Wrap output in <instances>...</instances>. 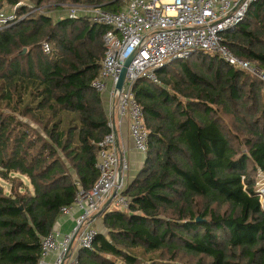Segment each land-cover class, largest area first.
Here are the masks:
<instances>
[{"label":"trees","instance_id":"obj_1","mask_svg":"<svg viewBox=\"0 0 264 264\" xmlns=\"http://www.w3.org/2000/svg\"><path fill=\"white\" fill-rule=\"evenodd\" d=\"M21 0H0V8ZM34 12L0 29V264H38L41 238L90 189L110 132L100 71L106 28L63 3L117 12L122 0H30ZM48 6L57 19L40 13ZM19 13H27L22 8ZM61 15V16H59ZM47 42L50 52L44 53ZM222 42L264 69V0ZM167 68V73L160 71ZM133 86L148 130L127 212H103L82 264H264V84L217 55L195 52ZM262 197L264 194L259 191Z\"/></svg>","mask_w":264,"mask_h":264},{"label":"built area","instance_id":"obj_2","mask_svg":"<svg viewBox=\"0 0 264 264\" xmlns=\"http://www.w3.org/2000/svg\"><path fill=\"white\" fill-rule=\"evenodd\" d=\"M256 1L128 0L117 12L104 10L98 4L61 5L64 8L61 15L66 18L83 19L106 28L102 36L104 53L100 71L91 86L100 94L107 92L106 114L110 132L99 143L96 182L88 190L78 189L72 204L60 209V217L72 216L73 226L64 233L53 229L41 238L38 264H82L78 251L91 249L97 234L95 213L102 203L108 199L112 210L128 211L130 198L123 194L126 188L123 175L128 171L129 162L116 147L112 117L115 112L120 120L126 121L133 150L145 156L148 130L142 107L133 91L136 81L145 79L159 84L158 70L172 61L185 60L195 52H203L217 55L264 84V69L234 55L222 42L224 35L236 30ZM22 8L27 13H19ZM36 9L30 2L22 0L10 9L0 8V29L20 22ZM41 47L44 53L50 52L47 42ZM129 58L122 86L117 88L121 69ZM258 176L264 174L259 170Z\"/></svg>","mask_w":264,"mask_h":264},{"label":"crops","instance_id":"obj_3","mask_svg":"<svg viewBox=\"0 0 264 264\" xmlns=\"http://www.w3.org/2000/svg\"><path fill=\"white\" fill-rule=\"evenodd\" d=\"M101 96H102L103 104H104V107H105L106 113H107V107H108L107 92L102 93ZM112 118H113L114 123H115L116 147L120 153H124L127 156V159L129 162L128 171L123 175L124 186L127 187V185L131 182V180L136 175L138 170L141 168L145 156H143V155H141V154H139L133 150L132 142H131V139L129 138V135H128L126 121L120 120L117 117V115L115 114V112L113 113ZM108 203H109L108 199L102 203L99 211L102 209H103V211L101 212L100 215L97 216V213L99 211L95 213V220H94L95 223L94 224L96 227H99L100 231H102V232L104 231L102 228L103 226H102V220H101L103 212L106 209L112 210L111 206ZM72 226H73L72 216H64V217H60L58 219L54 229H58L59 232L64 233V232H67L69 229H71Z\"/></svg>","mask_w":264,"mask_h":264},{"label":"rangeland","instance_id":"obj_4","mask_svg":"<svg viewBox=\"0 0 264 264\" xmlns=\"http://www.w3.org/2000/svg\"><path fill=\"white\" fill-rule=\"evenodd\" d=\"M22 1H27V2H30L31 4H33L30 0H22ZM128 0H122V5H121V7H123L125 4H126V2H127ZM83 3V2H82ZM85 3H87V2H85ZM63 4H70L69 2L68 3H63ZM71 4H74V3H71ZM4 9H10V6H8V5H6V6H4L3 7ZM37 10V9H36ZM40 10V9H39ZM35 10H33L32 12H34ZM57 11V10H56ZM56 11L54 10V9H52V8H50V7H48V6H45L44 7V9H41L40 10V13H47L48 14V16H51L53 19H57V17H58V15L56 14ZM57 12H59V11H57ZM60 16V15H59ZM258 67H259V65H257ZM242 71H244V70H242ZM244 72H246V71H244ZM165 73H167V68L166 69H164V70H162V71H160V74L161 75H165ZM247 73V72H246ZM248 74H250V73H248ZM250 75H252V74H250ZM253 76V75H252ZM147 80H144L143 82H146ZM262 176H258V178H257V183H256V186H255V191H256V193H257V195H258V197H259V199H260V204L261 205H264V198H263V204H262V197H261V194H260V188L262 187V185H263V183H260V181L261 180H264V176L261 178ZM0 184L4 187V189H5V191H9L10 190V185L8 184V182H6V181H4V180H2L1 178H0ZM259 188V189H258ZM96 227V226H95ZM96 230H97V232L98 231H100V228L99 227H96Z\"/></svg>","mask_w":264,"mask_h":264},{"label":"water","instance_id":"obj_5","mask_svg":"<svg viewBox=\"0 0 264 264\" xmlns=\"http://www.w3.org/2000/svg\"><path fill=\"white\" fill-rule=\"evenodd\" d=\"M131 58L127 59L124 66L122 67L121 69V72H120V75H119V79H118V83H117V88H120L122 86V83H123V79H124V76H125V72H126V67L128 66L129 62H130ZM261 208L264 210V205H261ZM103 211L100 210L98 213H97V216L101 214V212Z\"/></svg>","mask_w":264,"mask_h":264},{"label":"bare ground","instance_id":"obj_6","mask_svg":"<svg viewBox=\"0 0 264 264\" xmlns=\"http://www.w3.org/2000/svg\"><path fill=\"white\" fill-rule=\"evenodd\" d=\"M260 183H263V185L260 189H258L264 194V180H261Z\"/></svg>","mask_w":264,"mask_h":264}]
</instances>
